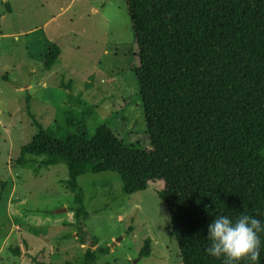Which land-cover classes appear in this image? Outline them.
<instances>
[{"label":"trees","instance_id":"obj_1","mask_svg":"<svg viewBox=\"0 0 264 264\" xmlns=\"http://www.w3.org/2000/svg\"><path fill=\"white\" fill-rule=\"evenodd\" d=\"M124 3L150 150L106 124L89 137L33 119L39 133L23 157L66 163L78 224L88 217L79 176L117 173L125 195L160 182L182 264H264V0ZM59 55L50 44L43 67ZM83 235L78 228L85 244ZM99 251L87 249L80 264Z\"/></svg>","mask_w":264,"mask_h":264},{"label":"rangeland","instance_id":"obj_2","mask_svg":"<svg viewBox=\"0 0 264 264\" xmlns=\"http://www.w3.org/2000/svg\"><path fill=\"white\" fill-rule=\"evenodd\" d=\"M50 44L60 55L46 69ZM137 69L124 0H0V264H80L87 249L100 250L93 264H182L162 183L125 195L117 173L79 176L88 217L78 224L66 163L22 155L39 133L33 119L89 137L106 124L150 150Z\"/></svg>","mask_w":264,"mask_h":264},{"label":"crops","instance_id":"obj_3","mask_svg":"<svg viewBox=\"0 0 264 264\" xmlns=\"http://www.w3.org/2000/svg\"><path fill=\"white\" fill-rule=\"evenodd\" d=\"M48 48V47H47Z\"/></svg>","mask_w":264,"mask_h":264}]
</instances>
